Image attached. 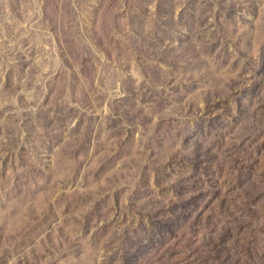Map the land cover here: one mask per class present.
Wrapping results in <instances>:
<instances>
[{"label":"rangeland","instance_id":"374dc122","mask_svg":"<svg viewBox=\"0 0 264 264\" xmlns=\"http://www.w3.org/2000/svg\"><path fill=\"white\" fill-rule=\"evenodd\" d=\"M162 5L160 0H0V15L9 17L8 28L0 24V56L6 53L1 63H8L14 47L22 49L29 65L15 92L25 94L27 101L7 99L4 92L0 107L12 104L21 128L25 121L31 124L41 103L56 100L60 105L74 92L67 127L35 126L45 139L42 144L53 148L46 162L49 171L36 178L39 165L32 153L36 134L27 140L25 128L13 147L17 157L5 169L0 162V237L2 244L10 239L11 252L16 250L14 241L22 244L7 264H264V0H173L163 12L166 26L156 32L135 17L134 9L147 7L154 13ZM51 20L59 23L61 36ZM75 35L81 38L77 48L89 47L87 57L96 67L89 82L72 52L64 53L74 72L63 68L66 39ZM2 37L9 45H3ZM97 48L109 56L100 55ZM133 49L158 51V60L149 59L148 68ZM110 61L115 67L129 65L138 83L145 69L146 75L155 74L171 107L163 109L150 100L140 113L146 115L144 120L138 116L131 120L137 123L129 124L132 132L108 128L104 123L108 116L127 114L115 100L122 96L121 83L112 88L107 76ZM102 72L106 75L99 81ZM92 86L104 90V95L96 92L102 106H95L92 91L84 95V88ZM93 111L101 115L98 123L104 128L98 139L88 129ZM80 115L84 123L77 128L78 118L72 117ZM175 118L181 123L173 122ZM233 131L247 132L245 147L231 140ZM4 135L0 119V157ZM196 144L207 155L230 159L235 152L233 157L253 164L256 201L247 210L241 190L231 187L233 164L228 175L215 173L218 188L203 183L202 190L192 191L194 206L187 217L159 229L150 217L141 216L134 190L144 189L145 176L155 183L166 174L170 185L178 178V169L194 173ZM218 190V199L227 194L236 204L222 209L214 200ZM176 191L168 188L165 203L176 199ZM241 223L247 232L236 231ZM229 231L238 246H228V254L218 257V242ZM5 248L0 245V259Z\"/></svg>","mask_w":264,"mask_h":264},{"label":"trees","instance_id":"16d2710c","mask_svg":"<svg viewBox=\"0 0 264 264\" xmlns=\"http://www.w3.org/2000/svg\"><path fill=\"white\" fill-rule=\"evenodd\" d=\"M160 1L163 4L161 6L162 7L161 11H156L154 13H151L149 12V9H147V7L146 8L141 7L142 10L140 12H136L135 9H134L135 13L133 11L136 18L138 15V20L140 22L146 21L148 23L149 29L152 32H156L157 30H163L164 27L166 26V25L163 26L164 15H165L163 14V12L165 10V5L168 4L169 2L172 3L173 0H160ZM149 4H151V2H149ZM12 18L14 17L11 16V19ZM51 23L54 25L55 31L57 32V34L61 36L62 33L59 30V27H60L59 23L56 24L54 20H51ZM0 24L2 27H6V28H8L9 26L8 25L9 17H6L5 13L0 15ZM2 38H3L2 40L3 45H6V46L9 45L8 43L9 40H5L4 37ZM11 38L12 36L9 34V37H8V34H7V39H11ZM80 39L81 38L77 35H75L73 39H69V40L66 39L67 50L63 49V63L65 64V67L63 68L66 69L67 67H69V69L74 72L75 66L73 65L72 62L68 61L65 58L66 55L64 53V52H68V53L72 52L73 55L76 56V58H74V60L77 61L76 66L80 68V73L83 76H85L86 81L89 82L91 81L93 72L96 70V67L91 64V59L87 57V54L91 55V52L89 51L90 50L89 47L79 46L80 48H77L78 45L76 44H78L81 41ZM23 43H26V42H23ZM132 43H133V46L135 47L136 46L135 40L132 41ZM4 49H7V48L5 47L3 48V50ZM10 50H14V52L9 51L10 56L6 59V60H9L8 63L7 62H5L4 64L1 63V60L5 58L6 53H4L3 56H0V83L2 84V86L0 84V95L3 98L2 93L7 92L5 95L7 99L13 96V97L18 98L21 103H25L27 101V96L25 94L21 95L20 91H19L20 95L19 94L15 95V92H17L16 90L19 89L18 82L20 78L24 76L23 72H26L29 65L27 63V60H25L26 57L24 58V56L22 55L21 48L16 49L13 47ZM82 50H84V53L82 52ZM97 51H99L100 55L109 56V54L105 53L103 50H101V48H97ZM134 51H135V54L137 55L138 61H142L144 65H146V67L148 68L150 67L149 59H152V60L157 59L158 51L154 53H151L150 51L147 52L145 50L143 51L134 50ZM31 53H33V51H31ZM94 61H97V58ZM105 68L106 70H108V72H110L107 76L109 77V79H111L112 88H114L118 84L117 82L121 83L119 87H121L120 92L122 96L120 98H118L117 96L115 99V100H119L121 109L126 110L127 112V114L125 113L126 115H129L132 110H137L136 114L132 115L129 119H126V115L121 116V117L118 116L117 119L110 117L112 115L108 116L104 122L108 128H113V129L118 128L120 131L132 132L133 128L130 127L129 124L133 126H137V123H132L131 120L135 118V116H138L142 120H144L146 115L143 116V115H140V113L142 112V108H146L144 103H147V102L149 103L150 100L153 101L152 103H156V105H158L159 107L162 106L163 109H168L171 107V104H170L171 102H168V97L166 95V89H164L165 87L159 89L157 86L160 83H158L157 78L155 77V74L151 73L150 75L151 77L149 75H146L147 69L144 70L145 75L142 76L141 82L138 83L134 74L130 72L131 67L127 64L125 66L123 64V66L115 67L110 61L108 62V64H106ZM29 72L31 74L35 73L33 71H29ZM104 75L106 74L102 72V75H100L99 81L100 79H103ZM97 76H99V74ZM93 80L94 79H92V81ZM26 82L30 86H33L31 85L29 81H26ZM97 90L99 93L97 92ZM91 91H92L91 97L94 96V98L97 100V102H95L94 99L92 100L93 102H95V106L97 107L102 106V103L98 101L96 92L99 95H104V90L97 88L95 86L94 87L92 86L90 89L84 88L83 90V92H85L84 93L85 96H87L88 93ZM73 94L74 92L71 93L70 97L68 96L67 101H65L64 99L60 100V103H61L60 105H59V102L56 100H54L52 103L48 102L47 100L44 101L37 107L39 108V112L36 115L31 117V124L29 125L28 121H25L22 124L21 128H19L20 123H19L18 114L14 108H11L13 105L8 104L9 105L8 107L6 104L5 106L0 107L1 129L3 133L5 134L2 140L3 145L5 147H4V152H2V155L0 157V162L4 169L6 168V165L10 161L13 160L14 156L17 157L15 149L13 147H14L15 142H17V138L21 136L20 129L25 128V131L26 130L28 131L25 136L27 140L31 139L33 137L32 135L36 134L35 135L36 139L34 140L36 141V143H34L32 147V153L35 157L36 162L39 165V167L35 171L36 178L37 176L38 177L43 176L45 174V171H49V167L46 162H48L51 150H53V148L51 144H45V143L42 144L45 139L39 136L38 132L36 131V128L40 124H42V126L45 128L52 127L54 124L58 128H61V129H63V127L65 126L67 127L66 121L69 118H71L72 116L71 111L74 110V103L72 99ZM105 99L107 100L108 97L105 96ZM100 100H103V98ZM6 101L8 103V100ZM83 105L85 106L84 102H83ZM7 108H9L10 113H6ZM30 115H32V113H30ZM82 116L83 115L72 117V121L75 118H78L77 128L81 127L84 123L82 120ZM99 116L101 115H97V113L93 111L89 117L91 121H89L90 127H88V129H90V131L94 134L92 135L93 137L96 136V139H98L99 136H101V134L104 131L102 123L101 124L98 123ZM177 120L178 119L175 118L172 121L178 124L181 123L180 120L179 121ZM166 122L168 124L171 123L170 121H166ZM235 125H238V124H235ZM119 130L118 132L120 133ZM231 138H232L231 139L232 141L236 140V143H235L236 145L244 144V147H245L246 146L245 142L247 141L248 134L245 131L242 132L241 134L238 133V131H233L231 133ZM221 139L222 137H219V140ZM219 142L221 143V141ZM235 144H233L234 147H235ZM195 148H196V151H195L196 153L194 152V159L191 162L192 171L194 173L185 174L184 169H178L179 171L178 178L176 179L174 183L170 185H167V181L170 179V177L166 174L162 173L159 176V178L155 180V183H154V179H153V182L150 183L149 178L145 176L143 177L144 189L140 192L136 191V189L134 190V193L132 196L134 197L133 199L135 201V204L139 205L140 208L143 210L142 214L140 213L141 216L143 215V216L150 217L152 219V221H150L151 224L158 227L159 229H164V228L168 229L170 228L172 224L175 223V219L180 220L183 217L184 218L187 217L190 208L194 206V205H191L193 203L192 201L193 197H191L190 195L192 191H194L197 188L202 190L203 183H208L212 187L218 188L220 185V182L218 181L217 178H215V173L221 174L222 172H226V174L228 175L233 169V164L235 166V169H234V175L231 180L232 181L231 187L241 190L242 192L241 196L243 197V204L244 206H246V208L248 206L247 210H250V206H253L254 202L256 201L257 189H256V183L253 181V174H252L253 164L245 165L244 159L233 157L235 152L229 155L230 159H227V158L219 159V157L216 155H212V154L207 155L206 152H203L200 149V145L198 144H196ZM238 150H241V148H238ZM85 151H88V148H86ZM243 152L245 155L247 154L246 151H243ZM85 157H86V161H85L86 163L87 160H89V158L87 155ZM176 164H182V163L176 162ZM182 165L187 168V164H182ZM171 168L174 170V167H171ZM227 182H230V181L227 180L224 183H227ZM171 186L172 188L177 190L176 199L175 200L171 199L170 201H167L165 203V199H163V197H166L167 190ZM188 193L189 195L185 196ZM219 193H220L219 190L216 193H213L215 195L214 200H218L217 204L221 205L222 209L226 208L229 204L231 205V207L233 204H236V200L234 198H230L229 200L227 194H226L227 198L218 199ZM137 201H139L140 203H137ZM97 206L100 207L101 204L99 203L97 204ZM168 206H169V209H167ZM178 208H180L181 210L178 211ZM247 229L248 227L245 225V223H241V226L238 229L236 228V231L239 230L241 232H247ZM230 236L231 234L229 231L224 235V239H221L222 241L219 240L218 242V240H215L216 242H218L217 251L215 252L216 255H218V257L222 256L224 253L228 254L227 252H229V249H230L228 248V246H231V248L233 246L235 247L238 246L235 244L236 242L233 241V239H231ZM2 238L3 237H0V245L3 248L6 246L5 248L6 250L4 249L5 250L4 255H3V258L0 259V262L2 264H7L8 260L12 257L13 254H16L22 250V244L21 242L18 243L16 241L14 242L12 241L13 243H15L16 250L14 249V252H11L12 250L10 249L11 246H8V243H9L8 240L10 239H7L5 241V244H2L3 243ZM220 247H223L222 251H220ZM226 248H228V250ZM220 259L221 261H224L222 258Z\"/></svg>","mask_w":264,"mask_h":264}]
</instances>
